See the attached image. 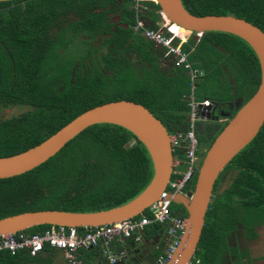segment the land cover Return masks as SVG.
<instances>
[{"label": "trees", "instance_id": "obj_1", "mask_svg": "<svg viewBox=\"0 0 264 264\" xmlns=\"http://www.w3.org/2000/svg\"><path fill=\"white\" fill-rule=\"evenodd\" d=\"M135 0H1L0 1V157L20 153L49 137L81 112L103 102L128 99L146 106L170 134L187 125L189 76L181 67L163 66L165 49L135 30L138 17L157 29L158 3ZM191 13L242 17L264 31V0H181ZM119 14L117 26L111 16ZM86 35L87 51L75 52L78 35ZM196 77V99L232 103L247 100L260 81L259 61L242 38L222 31H204L183 43ZM101 51V52H100ZM221 105V104H220ZM239 105V104H238ZM155 107L161 117L150 108ZM236 109L229 110L231 115ZM225 123L205 127L209 145ZM204 137V136H203ZM201 136L199 144L203 143ZM207 147V148H208ZM227 166L237 170L221 191L215 181L193 264H244L248 248L229 244L232 232L257 237L264 226V123L256 136ZM152 162L143 143L128 129L94 124L68 141L55 155L23 174L0 178V217L27 210L89 211L114 207L132 199L149 183ZM195 179L190 185L193 189ZM239 199H235V196ZM176 204V203H171ZM40 205L48 207L41 208ZM172 213L186 215L177 204ZM51 225L24 230L42 233ZM84 227H78L82 232ZM164 224L144 227L143 239L165 234ZM132 239V238H130ZM134 240H129L128 242ZM144 243V242H143ZM133 249L139 260V247ZM141 245V244H140ZM57 250L45 244L31 256L0 251V264H45ZM132 251V252H133ZM155 263L161 249H153ZM85 257L102 259L101 247L82 249ZM249 262V260L247 261Z\"/></svg>", "mask_w": 264, "mask_h": 264}, {"label": "water", "instance_id": "obj_2", "mask_svg": "<svg viewBox=\"0 0 264 264\" xmlns=\"http://www.w3.org/2000/svg\"><path fill=\"white\" fill-rule=\"evenodd\" d=\"M1 1V0H0ZM160 9L176 25L191 32L222 31L234 34L253 49L260 66V81L255 92L241 101L234 113L227 112L225 124L203 153L193 189L176 193L170 199L186 209L187 227L171 264H190L197 250L214 184L224 167L259 132L264 123V31L250 21L228 14L198 15L188 11L181 0H156ZM127 27L126 23L119 24ZM117 26L114 27L116 31ZM214 108L206 119L215 118ZM230 103V102H228ZM111 123L131 131L145 146L152 162L153 174L146 187L123 204L99 210L63 209L27 210L0 217V235L24 231L38 225L88 227L135 217L158 199L171 178L173 152L170 133L146 106L128 99L111 100L95 105L68 121L40 143L11 156L0 157V178L23 174L55 155L68 141L87 127ZM144 126L149 133L142 136L134 125Z\"/></svg>", "mask_w": 264, "mask_h": 264}, {"label": "built area", "instance_id": "obj_3", "mask_svg": "<svg viewBox=\"0 0 264 264\" xmlns=\"http://www.w3.org/2000/svg\"><path fill=\"white\" fill-rule=\"evenodd\" d=\"M139 1L145 0H135L134 7L146 8L145 5L140 6ZM151 1L157 3L156 0ZM157 13L159 16L156 22L157 29L148 27L149 22L140 17L134 29H141L146 39L164 48L165 56L172 59L175 67L186 70L190 86V92L185 96L188 106L187 125L184 129L170 134L173 169L165 190L141 214L119 222L84 227L82 232L74 226L51 225L42 233L18 231L1 234L0 251L6 250L12 255L26 251L34 256L42 251L45 244H48L63 254L64 264H82L78 255L80 250L102 246L104 257L110 263H114L122 253L117 254L113 251L114 244L124 243L130 238L140 241L146 225L160 223L166 228L167 246L165 254L160 255L153 264L172 263L187 227V217L172 213L170 197L176 193L187 194L191 191L190 185L196 178L202 159H198L197 154L200 146L196 134L197 123L207 120L205 114H211L214 105L209 98L196 99L193 92L196 77L201 71L191 67L187 58L188 53L182 49L191 31L173 23L161 9Z\"/></svg>", "mask_w": 264, "mask_h": 264}, {"label": "crops", "instance_id": "obj_4", "mask_svg": "<svg viewBox=\"0 0 264 264\" xmlns=\"http://www.w3.org/2000/svg\"><path fill=\"white\" fill-rule=\"evenodd\" d=\"M114 16L116 18L120 19L119 14H115ZM155 46L159 47V48L161 47V46H158V45H155ZM164 57H165V59H163L164 63H166V62L169 63L168 66L173 65V62H172L171 58L166 57L165 54H164ZM143 235L144 234H143V231H142V235H141V240L140 241H134V242L130 241V242H128L129 240H132V239H128L124 243H119V244L116 243V244H114L113 251L115 253H117V254L122 252L121 256L114 263H110L109 260L104 257V255H103L102 259H99V260L96 259L95 257H85L84 258L85 262H86V264H147V263H149L151 261V258H150L151 255L150 254L153 252L152 250L154 248L155 249L156 248L157 249H161V254L160 255H164L165 254V250H166V246H167V240H168V239H166L165 234L163 236L162 241H161V236L157 235V236L153 237V239L150 240V241H147L145 239L143 241L144 243L143 242L140 243L142 241V239H143ZM136 242H137L138 247H139L138 255L140 257H139V260L135 262L133 260L135 258L134 254L137 253L138 251L137 250L133 251V249L137 248ZM98 247L102 248V246H98ZM102 252H103V248H102ZM44 254H45V258H46L44 260L45 264H64L63 254L59 250H52V252L49 253L48 255L46 253H44ZM158 257H156V259ZM32 264H37V263H32Z\"/></svg>", "mask_w": 264, "mask_h": 264}, {"label": "rangeland", "instance_id": "obj_5", "mask_svg": "<svg viewBox=\"0 0 264 264\" xmlns=\"http://www.w3.org/2000/svg\"><path fill=\"white\" fill-rule=\"evenodd\" d=\"M139 5L142 6L144 5L142 1H139ZM140 18H142L143 16H139ZM143 19V18H142ZM144 20H146L144 18ZM201 36V33H197V32H191L190 35L187 38H194L196 39L197 37L199 38ZM87 36L86 35H78L76 41L74 42L76 44V50L75 52H78L80 54H83L87 51V46L85 43L87 41ZM101 52V51H100ZM169 63H164L163 62V66H168ZM242 97V96H240ZM240 97L235 100L232 103H224L221 104V108H223L224 110H234L237 108L238 104L241 102ZM243 98V97H242ZM245 99V98H243ZM156 115L160 116L161 113L153 106H151L150 108ZM161 117V116H160ZM226 119H223V122L225 123ZM203 122H199L197 123V127H196V134H197V138L199 139L201 136L203 137V145L205 146V150L208 147V144L206 142V138L205 135L203 134V132L201 131V125L204 123ZM41 208H45L48 207L47 205H40ZM178 207L177 204H172L170 208L176 209ZM232 236L229 238V244L233 245V244H237L240 247H243L245 245V243H247L250 246V256L253 259V263L252 264H264V226H260L257 227V237L254 239H249L246 240L244 238V235L242 233L241 230H237L235 232H233V234H231ZM231 261L230 258L226 257L223 261V264H229ZM190 264H193V262H191Z\"/></svg>", "mask_w": 264, "mask_h": 264}, {"label": "flooded vegetation", "instance_id": "obj_6", "mask_svg": "<svg viewBox=\"0 0 264 264\" xmlns=\"http://www.w3.org/2000/svg\"><path fill=\"white\" fill-rule=\"evenodd\" d=\"M111 21L112 22H116V24L113 25V30H114V27L115 26H118L120 23H123V22H119V18H116L114 15L111 16ZM227 112H229V110H224L223 108H221V106L218 109H215V111L213 113V116H215V118H211V119L205 120V122L200 127L201 128V131L205 127H214L216 124H223L224 123L223 122V119H225V117L224 116H221V115H223V114H225ZM204 152H205V146L203 144H200L199 150H198V153H197L198 154V159H201L202 158ZM230 162L227 165H229ZM227 165L224 167V169L220 173L221 174V191L224 193V195L227 192V189L229 188V186L232 184L234 177L237 175L236 168L233 167V166H230L229 167ZM234 198L235 199H239V196L236 195ZM239 230H241L242 233H243V230L242 229H239ZM256 232H257V229H256ZM232 234H233V232H232ZM243 235H244V238L246 240H249L248 238H246V236H245L244 233H243ZM241 248H248V250H249V255L242 260L243 263L244 264H252L254 258H252L250 256L251 255L250 254V246L247 243H245V245L243 247H241ZM248 260H249V262H247Z\"/></svg>", "mask_w": 264, "mask_h": 264}, {"label": "bare ground", "instance_id": "obj_7", "mask_svg": "<svg viewBox=\"0 0 264 264\" xmlns=\"http://www.w3.org/2000/svg\"><path fill=\"white\" fill-rule=\"evenodd\" d=\"M170 24H168L169 26ZM175 28V26H174ZM182 31V30H181ZM134 127L136 128V130L139 132V134H141L142 136H147L149 135V133L147 132L146 128L140 124H137L136 126L134 125Z\"/></svg>", "mask_w": 264, "mask_h": 264}]
</instances>
